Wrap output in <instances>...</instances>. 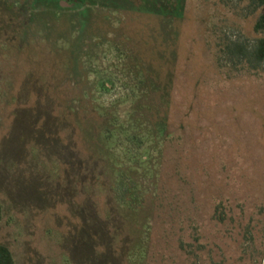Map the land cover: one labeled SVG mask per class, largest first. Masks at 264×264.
<instances>
[{
	"label": "rangeland",
	"instance_id": "1",
	"mask_svg": "<svg viewBox=\"0 0 264 264\" xmlns=\"http://www.w3.org/2000/svg\"><path fill=\"white\" fill-rule=\"evenodd\" d=\"M248 4L0 0L16 264H264V64L221 52Z\"/></svg>",
	"mask_w": 264,
	"mask_h": 264
},
{
	"label": "trees",
	"instance_id": "2",
	"mask_svg": "<svg viewBox=\"0 0 264 264\" xmlns=\"http://www.w3.org/2000/svg\"><path fill=\"white\" fill-rule=\"evenodd\" d=\"M250 14L259 11L254 22L253 31L256 37L253 40L241 36L226 37L221 52L224 59L233 67H243L248 70H260L264 64V0H248ZM217 61L221 62V57ZM3 207L0 202V220L2 219ZM0 264H16L11 250L0 244Z\"/></svg>",
	"mask_w": 264,
	"mask_h": 264
}]
</instances>
